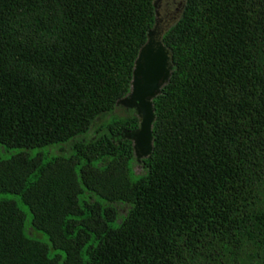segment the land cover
<instances>
[{"label":"trees","instance_id":"16d2710c","mask_svg":"<svg viewBox=\"0 0 264 264\" xmlns=\"http://www.w3.org/2000/svg\"><path fill=\"white\" fill-rule=\"evenodd\" d=\"M156 1L0 0V264H264V0H183L138 159Z\"/></svg>","mask_w":264,"mask_h":264},{"label":"water","instance_id":"95a60500","mask_svg":"<svg viewBox=\"0 0 264 264\" xmlns=\"http://www.w3.org/2000/svg\"><path fill=\"white\" fill-rule=\"evenodd\" d=\"M172 71L170 50L154 29L148 32V39L140 48L133 69L132 88L129 95L118 100V104L134 108L139 116V126L124 136L133 141L138 159L150 155L153 149L152 126L155 119L153 99L169 81Z\"/></svg>","mask_w":264,"mask_h":264},{"label":"rangeland","instance_id":"374dc122","mask_svg":"<svg viewBox=\"0 0 264 264\" xmlns=\"http://www.w3.org/2000/svg\"><path fill=\"white\" fill-rule=\"evenodd\" d=\"M183 0H157V14L158 20L156 25L152 28L155 31V36L162 37L164 30L171 25L177 18ZM179 10H176V9ZM134 171L140 173L142 171L141 163L134 165Z\"/></svg>","mask_w":264,"mask_h":264},{"label":"flooded vegetation","instance_id":"af4514ba","mask_svg":"<svg viewBox=\"0 0 264 264\" xmlns=\"http://www.w3.org/2000/svg\"><path fill=\"white\" fill-rule=\"evenodd\" d=\"M180 9V8H179ZM178 8L176 10H179Z\"/></svg>","mask_w":264,"mask_h":264}]
</instances>
